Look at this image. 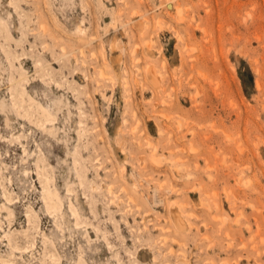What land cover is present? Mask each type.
<instances>
[{
  "label": "rangeland",
  "instance_id": "1",
  "mask_svg": "<svg viewBox=\"0 0 264 264\" xmlns=\"http://www.w3.org/2000/svg\"><path fill=\"white\" fill-rule=\"evenodd\" d=\"M0 264H264V0H0Z\"/></svg>",
  "mask_w": 264,
  "mask_h": 264
},
{
  "label": "bare ground",
  "instance_id": "2",
  "mask_svg": "<svg viewBox=\"0 0 264 264\" xmlns=\"http://www.w3.org/2000/svg\"><path fill=\"white\" fill-rule=\"evenodd\" d=\"M126 4V3H125ZM179 9V8H178ZM179 12V11H178ZM179 15V14H178ZM182 16V15H181ZM180 17V16H179ZM182 18V17H181ZM138 26V28L140 29V25L139 24H137ZM148 42V41H147ZM150 43V42H149ZM119 59V58H118ZM139 59V58H138ZM115 63L117 62H119L117 59H114L113 60ZM138 69V68H137ZM149 71H153V68H149ZM101 73V72H100ZM153 81H157V80H153ZM153 81H151L152 83H153ZM159 81V80H158ZM157 81V82H158ZM154 84V83H153ZM156 84V83H155ZM157 85V84H156ZM158 87H159V84L157 85ZM43 132H49L47 129H44V131ZM12 135V134H11ZM22 135H23V133H22ZM12 138H13V135L11 136ZM17 138H19L20 137V134L19 135H17L16 136ZM22 146H23V144H22ZM23 148V147H22ZM24 151L26 150L25 148L23 149ZM22 162H24V161H22ZM50 186H48V188L46 189V197H45V199H46V205L47 206H50L52 203V200L55 198L54 197V195L52 194V190L49 188ZM122 189V188H121ZM110 193V192H109ZM130 198V197H129ZM8 200V199H7ZM132 200V199H131ZM54 203H55V201H54ZM170 220H171V222H172V224H173V226L175 227V228H177V229H179V230H181V229H183V231H184V226H185V221L181 218V216H180V213H178L175 209H171V211H170ZM174 240V239H173ZM172 250V249H171ZM140 258H141V260H145V258H146V252L145 251H141V253H140Z\"/></svg>",
  "mask_w": 264,
  "mask_h": 264
}]
</instances>
